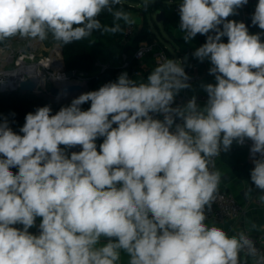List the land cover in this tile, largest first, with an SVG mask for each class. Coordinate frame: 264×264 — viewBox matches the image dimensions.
Segmentation results:
<instances>
[{
    "label": "clouds",
    "instance_id": "9594fccd",
    "mask_svg": "<svg viewBox=\"0 0 264 264\" xmlns=\"http://www.w3.org/2000/svg\"><path fill=\"white\" fill-rule=\"evenodd\" d=\"M121 2L0 0V42L51 35L62 46L93 32L117 34L119 21L133 23L116 8ZM247 4L178 5L185 42L206 35L193 53L210 61L215 77L202 85L203 107L195 96L173 107L191 78L183 61L166 59L146 82L124 72L54 114L50 105L37 107L19 133L0 116V264H119L121 252L128 264H242L241 253L264 264L245 231L229 236L206 223L221 182L214 158L233 142H252L250 180L264 193V31L252 34L244 22L228 19ZM105 11L112 26L98 19ZM251 22L264 30V0Z\"/></svg>",
    "mask_w": 264,
    "mask_h": 264
},
{
    "label": "trees",
    "instance_id": "16d2710c",
    "mask_svg": "<svg viewBox=\"0 0 264 264\" xmlns=\"http://www.w3.org/2000/svg\"><path fill=\"white\" fill-rule=\"evenodd\" d=\"M134 2L140 5L141 18L145 24L144 28L138 30L135 35L126 41V31L128 24L119 21L122 32L117 34H101L100 32H93V34L81 41L73 42L72 44L62 45V53L65 62L66 72H75L76 75H83L88 79V91L98 90L100 86L107 82L116 81L119 72L123 71L130 77L135 70L138 69L139 62L135 59V54L142 43H155V50H164L170 58H173L175 53L178 56L193 57V50L187 42L181 37H174L170 39H161L155 34L151 24L158 28L162 25L172 35V30L179 29V11L177 10V0H151L148 7H143V0H122L121 5L116 8L123 7L124 11L128 13L130 6L128 3ZM256 4L250 3L246 18L240 12L237 15L230 16L228 19L244 22L252 34L264 31L258 26L252 25L251 17L255 11ZM163 15L164 22L158 23L156 18L158 14ZM150 15V18H148ZM102 24L107 26L113 25V17L107 11L102 12L98 17ZM133 20V19H132ZM150 23V24H149ZM147 25V26H146ZM222 28V26H221ZM196 38L200 46L206 42V35L197 34ZM156 39L155 42H152ZM264 41V36L261 37ZM53 42L54 40L51 39ZM169 41L173 45V49H169L166 45ZM222 42L227 43V37H222ZM56 43V42H55ZM175 43V44H174ZM117 52H120L126 66L107 65L102 68L100 61L113 57ZM154 50L149 52L146 57L152 58ZM145 57V58H146ZM63 64V59H62ZM50 105L53 114L61 107L45 101L42 97L33 95L32 93H22L20 91L6 92L0 90V116L6 117L10 122L14 131L19 133L20 127L25 122V116L29 112H34L37 107ZM90 107L89 104L82 105L86 110ZM115 127V125H113ZM103 142V138H98L97 150L99 145ZM219 159L226 166L233 169L234 174L242 180H250V172L254 167L252 159L248 156V151L245 148L237 147L233 142L228 151H222ZM13 172L17 169H12Z\"/></svg>",
    "mask_w": 264,
    "mask_h": 264
},
{
    "label": "crops",
    "instance_id": "0c3cea01",
    "mask_svg": "<svg viewBox=\"0 0 264 264\" xmlns=\"http://www.w3.org/2000/svg\"><path fill=\"white\" fill-rule=\"evenodd\" d=\"M179 30L180 29H176L175 31H179ZM183 36H184V33L182 34L181 38H183ZM187 43L190 46V48L193 50V53L198 47H200L199 41L196 37H194L191 41ZM167 47L169 49H173L172 44L170 46L171 48L168 45ZM161 51L163 50L154 49L152 58L146 57L139 64L138 70H139L140 75L133 78L134 80H136L137 83L146 82L147 76L155 69V67L158 66L156 57ZM180 58L181 56H178L175 53L174 57L171 59L179 60ZM197 61L200 66V72L202 76L201 81H199L196 84H192L191 87L188 89L181 90L179 94L185 92L191 98L193 96H195L196 98H204L205 101L197 102L201 107H203L207 101V93L204 91L202 85L208 84V83H215V77L214 75L209 74V69L212 67V65L208 59H205L203 62H201L197 58ZM212 170H219V172L221 173V182L219 184L218 190L233 193L237 197L239 203L245 206V208L247 209V214L241 221L237 223L233 221H229L225 224H221L216 221H206V223L209 226L215 225L217 227L222 228L223 230H225V228L228 227V232H227L228 235H229V231L231 230L232 232L236 231V233L240 231H249L253 235L264 237V227H261L259 230H254L251 228L252 223L257 224L258 226H264V204L261 206H257L254 203V199L260 198L262 195H264V193H262L260 190L255 188V186L251 183V180L249 179L242 180L238 178L234 174L233 169L226 166L224 163H222L220 159H218V161L215 164L214 169ZM39 222H40V218H37V221H36L37 226L29 229V231L32 232L33 234H37ZM239 224L241 226L236 227ZM17 227H22V226L17 225ZM101 242L103 243L104 241L102 240ZM128 260H129V257L127 256V254L121 252V260L119 264H128Z\"/></svg>",
    "mask_w": 264,
    "mask_h": 264
},
{
    "label": "rangeland",
    "instance_id": "374dc122",
    "mask_svg": "<svg viewBox=\"0 0 264 264\" xmlns=\"http://www.w3.org/2000/svg\"><path fill=\"white\" fill-rule=\"evenodd\" d=\"M177 3H181V0H177ZM128 4L130 6V10L128 11V13L133 19L132 24L135 26L137 31L144 28L145 24L143 23L142 18H141V12L139 9L140 5L134 2H130ZM148 18H150V15ZM150 20L152 24L151 27H153L155 34H157L159 38L164 40L165 38L170 39L174 37H182L183 32H181L180 30L179 31L172 30V35H170V33L162 25H160L159 29L154 27L153 20L152 19ZM51 39L52 37L51 35H49L48 39L43 42L30 41L27 39H19V38H10L9 40L0 42V90L4 91V89L2 88L4 86L2 82H5L7 80L4 76V71L5 73H8L10 71L17 70L18 64H19L18 61L20 59H24L27 63H37V62H41L46 59L49 60L51 63V67L45 72V75H44V78H46L47 80L51 78L50 76H52L53 73H59L61 75L64 73L66 74L68 81H71L74 83L79 82V83L85 84L87 82L86 80L88 79L87 77L81 74L77 75L75 78H72V79L69 78V76L67 75L65 66L62 64V56H63L62 47L57 46V44L53 42ZM155 41L156 39L152 42H155ZM166 43L169 47L171 46V43L167 41ZM122 61H123L122 55L120 54V52H117L113 57L109 59L101 60L100 64L101 65H109V64L110 65H121ZM22 78L23 79L25 78V80H27L29 78H37V76L25 75ZM48 83H50L51 88L57 84L55 81H52V82L48 81ZM9 89L10 91L9 90H5V91L11 92L12 88H9ZM40 89L42 88L40 87ZM16 90L19 91V89H16ZM239 226L241 225L239 224L236 227H239ZM225 230L226 232H228V227H226ZM235 234H237L236 231L235 232H232L231 230L229 231V236L235 235Z\"/></svg>",
    "mask_w": 264,
    "mask_h": 264
},
{
    "label": "built area",
    "instance_id": "2783aa9c",
    "mask_svg": "<svg viewBox=\"0 0 264 264\" xmlns=\"http://www.w3.org/2000/svg\"><path fill=\"white\" fill-rule=\"evenodd\" d=\"M250 3H258V0H248V4L239 8L237 10V12H240L243 15V18L245 19L248 13V9H249V5ZM180 3H178L179 5ZM177 10L178 6H177ZM137 32V29L135 28V26L133 24L129 25L126 31V41L130 40L135 33ZM155 48L154 44H149V43H142L140 44V46L138 47L136 54H135V59L141 63L144 58L146 57V55L153 51ZM156 61H157V65H159V63L163 62L166 59H171L167 53L163 50L161 51L157 57H156ZM179 60L183 61V66L185 68L186 73L190 76V81L189 83L192 84H196L199 81H201L202 76H201V72H200V66L199 63L197 61L196 57H187V56H183L181 57ZM126 62L123 60L120 66H126ZM107 65H102V68H106ZM121 73H124L123 71L119 72V75ZM139 70H135L133 72V74L129 77L130 79H133L137 76H139ZM88 82V80H86ZM86 82V83H87ZM189 99H191V97L183 92L178 94L175 97V102L173 104V107L177 106V105H183L185 104ZM205 101L204 98H197V102H203ZM161 118L162 117H158ZM177 123H179L180 121L177 120ZM251 141L246 140L244 142L243 145H238L236 144L237 147H241V148H245L248 151L249 157L251 158L250 155V147H251ZM63 147V146H62ZM80 147H76V148H72L67 150L69 153L72 151H80ZM219 156L214 158V164H216V162L218 161ZM252 159V158H251ZM254 203L257 206H261L263 205L260 202V198H256L254 199ZM207 214V220L206 221H216L219 222L221 224H225L229 221H233V222H239L241 221L245 215L247 214V209L245 208L244 205H241L237 199V197L231 193V192H227V191H220L218 190L217 194H216V199L214 200V202L211 205V209L206 211ZM246 234H248L255 242L256 247L259 249L261 254H264V237L263 236H256L251 234L249 231H245ZM241 262L242 264H253V259L251 257H246L243 253H241Z\"/></svg>",
    "mask_w": 264,
    "mask_h": 264
},
{
    "label": "bare ground",
    "instance_id": "6f19581e",
    "mask_svg": "<svg viewBox=\"0 0 264 264\" xmlns=\"http://www.w3.org/2000/svg\"><path fill=\"white\" fill-rule=\"evenodd\" d=\"M62 59H63V57H62ZM18 62H19V64H18L17 70L10 71L8 73H5V71H4V76L7 79L6 81L4 80L5 82H2L4 85L2 88L4 90H10L9 88H18L23 81H26L25 78L24 79L22 78L25 75L37 76V78H29V79H33L38 83V86H39L38 89L39 90H43V91H47V92H49L53 88V87L52 88L50 87V83H48V81H51V82L55 81L57 84L54 87H56L60 90H62L68 84H70V85L74 84V82L68 81L66 74H64V73L62 75L59 74L61 77L60 79H54L53 75L50 76L51 78L48 80L46 78H44L45 72L51 67V64H50V66L48 68H42L43 65L50 63V61L47 59L43 60L41 62H37V63H27L24 59H20ZM63 65H64V61H63ZM39 71H40V74L37 75L39 73ZM29 79H27V80H29ZM40 87L42 89H40Z\"/></svg>",
    "mask_w": 264,
    "mask_h": 264
},
{
    "label": "water",
    "instance_id": "95a60500",
    "mask_svg": "<svg viewBox=\"0 0 264 264\" xmlns=\"http://www.w3.org/2000/svg\"><path fill=\"white\" fill-rule=\"evenodd\" d=\"M156 20L158 23H163L164 22L163 15L161 13L158 14ZM67 75L71 79L77 76L75 72H67ZM38 87H39L38 83L35 80L29 79L23 81L18 88H12L11 91L13 90L17 91L16 89H19V91L23 93H32L33 95L42 97L45 101L51 102L56 106L62 107L70 104L74 98L78 97L82 93L88 92L89 90L88 82L85 84L79 82L71 85L68 84L62 90L53 87L49 92L39 90Z\"/></svg>",
    "mask_w": 264,
    "mask_h": 264
}]
</instances>
